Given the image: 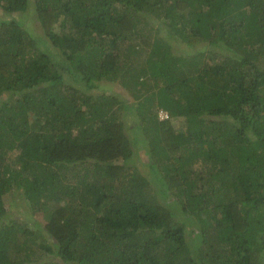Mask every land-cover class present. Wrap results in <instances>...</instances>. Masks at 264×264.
I'll list each match as a JSON object with an SVG mask.
<instances>
[{
    "label": "trees",
    "instance_id": "16d2710c",
    "mask_svg": "<svg viewBox=\"0 0 264 264\" xmlns=\"http://www.w3.org/2000/svg\"><path fill=\"white\" fill-rule=\"evenodd\" d=\"M0 264H264V0H0Z\"/></svg>",
    "mask_w": 264,
    "mask_h": 264
},
{
    "label": "rangeland",
    "instance_id": "374dc122",
    "mask_svg": "<svg viewBox=\"0 0 264 264\" xmlns=\"http://www.w3.org/2000/svg\"><path fill=\"white\" fill-rule=\"evenodd\" d=\"M21 17H23V18H25V17H27V15L26 16H21ZM177 48H176V45L174 46V51L175 52H177ZM185 51V50H184ZM102 82V81H101ZM100 82V83H101ZM111 83V85L112 86H114V89L115 90H117V91H119V92H121V96H122V98H125V99H127V100H129V101H131L132 100V97H131V95L129 94V92L126 90V89H122L120 86H119V84L116 82H110ZM125 111H123V113H124ZM160 117H164V113L163 112H160ZM141 153H143V152H141ZM144 153H143V155H140V157L141 158H144ZM16 198H14L13 197V194L11 193V192H9V193H7L5 196H4V199H5V202H6V204H7V206H8V211H10L11 213H16V212H18V210H19V212L20 211H23L22 209H29V207L27 206V205H25V204H23L22 202H20L19 201V196H15ZM17 209V210H16ZM15 210V211H14ZM29 212V211H28ZM30 213H28L27 215H29ZM18 215V214H17ZM16 215V216H17ZM19 217H22L21 216V214H19L18 215ZM29 218L30 219H32V216L31 215H29ZM39 218H43V215H41V214H39ZM40 219V220H41ZM40 222V221H39Z\"/></svg>",
    "mask_w": 264,
    "mask_h": 264
},
{
    "label": "built area",
    "instance_id": "2783aa9c",
    "mask_svg": "<svg viewBox=\"0 0 264 264\" xmlns=\"http://www.w3.org/2000/svg\"><path fill=\"white\" fill-rule=\"evenodd\" d=\"M164 116L166 117V114H164Z\"/></svg>",
    "mask_w": 264,
    "mask_h": 264
}]
</instances>
